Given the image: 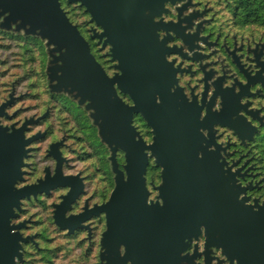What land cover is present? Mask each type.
<instances>
[{
    "label": "water",
    "instance_id": "1",
    "mask_svg": "<svg viewBox=\"0 0 264 264\" xmlns=\"http://www.w3.org/2000/svg\"><path fill=\"white\" fill-rule=\"evenodd\" d=\"M66 1L84 7L101 29L91 39L102 50L108 47L115 70L111 77L60 0H0V32L44 42L50 94L81 107L109 148L114 188L105 204L93 208L106 215L101 264H264V214L249 204L247 188L231 167L219 162L210 120L186 97L176 77L179 65L175 68L167 59L176 26L162 18L165 1L174 0L147 6L134 0ZM5 107L0 106V117ZM135 115L150 129L148 144L132 125ZM34 122L26 120L19 132ZM5 138L15 141L14 127L0 123V264H22L23 244L33 238L22 235L25 223L14 222L22 212L21 200L40 186L16 187L32 139L20 148L7 147ZM118 151L125 157L122 170ZM149 160L160 169L157 194L150 200L145 178ZM77 195L70 191L67 201Z\"/></svg>",
    "mask_w": 264,
    "mask_h": 264
},
{
    "label": "flooded vegetation",
    "instance_id": "2",
    "mask_svg": "<svg viewBox=\"0 0 264 264\" xmlns=\"http://www.w3.org/2000/svg\"><path fill=\"white\" fill-rule=\"evenodd\" d=\"M134 2L147 6L154 0ZM70 6L85 10L78 3ZM164 11L163 21L176 26L169 35L168 47L173 52L167 59L175 68L179 65L178 83L186 97L197 103L201 117L210 120V133L220 149L219 162L224 160L225 168L231 167L247 188L249 204L264 214V0H174L165 1ZM84 15L70 22L83 26H78L80 33L111 77L112 63L105 57L108 47L101 50L97 39H91L101 29L90 22L89 13ZM3 85L0 106L6 107L0 123L14 127L16 137L15 141L5 138L7 147L22 148L24 141L32 139L25 147L16 187L40 186L39 192L21 200L22 212L14 222L25 223L22 235L33 238L23 244V264L25 256L36 264H101L106 215L93 208L105 204L114 187L108 146L99 140L88 114L66 97L50 96L45 83L9 81ZM118 94L124 104L132 105L127 96ZM24 99L34 104L23 107ZM29 119L35 122L19 132ZM138 121L142 120L135 115L132 125L142 134L145 128ZM205 126L207 134L210 127ZM148 132L150 137L142 135L147 144L152 141L149 128ZM115 158L122 170L124 154L118 151ZM145 178L151 191L148 183L153 181L149 182L147 171ZM70 191L78 195L68 202ZM155 195L151 191L149 200ZM64 198L66 208L61 206Z\"/></svg>",
    "mask_w": 264,
    "mask_h": 264
},
{
    "label": "rangeland",
    "instance_id": "3",
    "mask_svg": "<svg viewBox=\"0 0 264 264\" xmlns=\"http://www.w3.org/2000/svg\"><path fill=\"white\" fill-rule=\"evenodd\" d=\"M60 3H61L62 9L65 11L67 17L72 23L75 21V16L77 17L86 16L84 15L85 11L83 12L79 8H73L72 6H70L72 4L67 5L68 2L66 0H60ZM67 12L69 13L67 14ZM74 25H76L77 28L78 26L80 29L83 28L82 25H79L76 23H74ZM95 49L96 47L93 46L92 50L95 51ZM29 51H32L34 56L29 57L28 56ZM105 57H107L106 59H108V61L112 63L108 56V52L105 54ZM47 63H48V54L46 51V47H45L44 42H42L40 39L32 38V37L25 38L22 35L0 32V87L2 89L4 88L3 83H7L9 81H27V82H39V83L42 82L46 84V89L50 96L65 97L63 95H51L50 94L48 87H47V77L45 73ZM113 64L114 63H112V69H113ZM114 73H115V70H114ZM41 97L44 98V96L42 95ZM24 101L26 100L24 99ZM31 104H34V102L26 101L25 103L22 104V106L26 107ZM138 123L140 125V128H145V132L142 134L140 133V135L141 136L144 135L145 137H150L148 136L149 132H148V128H146V125L145 127L141 126V124H143L144 121L143 120L138 121ZM149 167H148L149 169L147 168L148 176H150L149 182L151 181L153 182L151 184L148 183V186L150 187L152 192L156 193V191L154 190V187L156 186L158 187L160 184V173H159V176L157 173V170H160V169H157L153 166H149ZM109 171H110L109 173L112 174L111 168H109ZM110 182H111V178H110ZM113 185H114V179H113ZM110 187H112V183L110 184ZM23 256H24V250H23ZM22 259L24 262V257ZM25 259H26V262H25L26 264H36L35 260L27 261L28 259L26 256H25Z\"/></svg>",
    "mask_w": 264,
    "mask_h": 264
},
{
    "label": "trees",
    "instance_id": "4",
    "mask_svg": "<svg viewBox=\"0 0 264 264\" xmlns=\"http://www.w3.org/2000/svg\"><path fill=\"white\" fill-rule=\"evenodd\" d=\"M28 56H29V57L34 56V55H33V52H32V51H29V52H28Z\"/></svg>",
    "mask_w": 264,
    "mask_h": 264
}]
</instances>
